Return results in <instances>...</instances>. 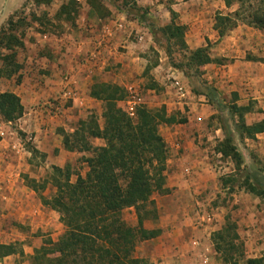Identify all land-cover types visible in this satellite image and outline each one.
<instances>
[{
	"label": "crops",
	"instance_id": "obj_1",
	"mask_svg": "<svg viewBox=\"0 0 264 264\" xmlns=\"http://www.w3.org/2000/svg\"><path fill=\"white\" fill-rule=\"evenodd\" d=\"M24 1L27 0H21ZM7 3L5 8L8 12L17 10L15 0ZM198 3L195 0H174L171 3V8L182 18L184 15L191 18L192 30L199 22L203 12L201 8H204ZM35 4L45 3L37 0ZM50 5L53 6L54 19H60L57 21L60 33L45 34L42 21L35 19L38 22L36 26L42 29H34L32 35L23 41L16 55V72L8 78L0 77V94L11 92L19 98L23 114L15 124L19 132L31 141L30 146L46 155V162L54 169L65 162L62 155L66 151L60 143V131L74 132L88 115L100 114L102 118L101 102L90 96L97 79L103 82L114 79L120 85L129 86L128 81L142 71L141 54L151 47V43L143 32L146 30L141 29L137 22L128 25L116 20L112 25H105L102 20L111 13L107 4L98 6L92 0H50L45 4L47 7ZM76 7L81 17L70 19V14L76 13ZM247 30L253 29L249 27ZM241 31H238L240 35L234 31L230 36L214 39L219 49L215 56L233 60L219 65L221 74L215 81V87L222 94L221 98L225 93L235 92L238 96L236 103L248 105L251 101L264 112V62L257 59L263 54L262 45L252 37L256 32L244 35ZM246 55L250 57L246 58ZM67 79L72 83L68 88ZM133 86L127 88L132 90ZM67 90L70 94L66 97ZM172 99L173 105L186 106L188 122L183 126L189 124L191 129H185L181 135L172 133L165 142L169 143L172 152L167 160L168 170L164 173V187L169 194L164 196V204H157L161 212L158 225L163 235L151 240L156 246L153 256L159 258V264H223L220 253L212 247V237L222 225L220 207L210 206L207 200L214 191L218 193L225 189L220 178L234 175V161L220 160V154L213 150V159L223 164L218 168L215 163H210L208 149L198 145L199 141L196 143L195 132L202 134L200 127L194 129L203 121L199 112L210 107L205 97L183 88V92ZM118 104L124 109L125 101ZM12 123L0 118V131L4 132L0 139V207L8 210L5 218L21 217L28 221L27 224L47 230L54 224L56 215L36 200L33 190L18 188L19 183L16 182L24 157L15 155L10 146L26 150L19 135L15 134L16 139L9 141L4 127L8 128ZM249 147L264 156V133L257 135ZM3 148L7 152H1ZM26 155L31 156L32 153L27 150ZM259 174L260 185L264 186V172L259 171ZM235 187L230 186L227 190L232 192L233 189L231 208L237 213L234 222L244 244L245 259L239 264H246L244 261L247 259L264 256V195L257 197ZM38 243L33 246L38 247ZM16 257H3L0 264H20L19 261L16 263Z\"/></svg>",
	"mask_w": 264,
	"mask_h": 264
},
{
	"label": "trees",
	"instance_id": "obj_2",
	"mask_svg": "<svg viewBox=\"0 0 264 264\" xmlns=\"http://www.w3.org/2000/svg\"><path fill=\"white\" fill-rule=\"evenodd\" d=\"M221 1L226 8L234 4L238 7L227 16L218 14L219 37L225 35L226 29L231 31L236 28L238 23L264 33V0ZM222 26L226 29H222ZM156 30L167 43L165 51L171 62L172 48L187 53L185 60L175 65L177 69L197 70L198 67L214 62L207 48L189 49L185 40V26L169 24ZM21 46V42L16 44L17 48ZM6 48L11 50V56L3 59L7 66L4 76L10 77L18 66L12 61V56L16 54L12 51V44ZM225 61L217 60L215 63L223 65ZM199 94L205 97L209 105L225 108L231 122L229 130L222 128L223 139L215 149L217 153L231 157L234 161L235 173L223 180V185L239 184L238 187L245 192L262 197V181L254 175L244 174V168H240L242 161L232 145L235 139L240 142L245 139L256 140L257 135L264 133V119L247 124L245 115L252 112L251 103L239 106L235 99L226 106L217 89L210 85H205V90ZM90 96L102 104L103 124L98 127L91 120L93 123L89 129V138L101 139L104 144L94 147L86 160V181L76 175L72 183L67 173L63 175L64 180H58L62 173L57 170V176L53 179L56 191L51 201L45 204L58 212L65 231L58 241L47 240L35 249L32 264H153L137 257L136 247L137 242L149 241L162 233L158 225L157 206L152 199L154 193L165 191L167 146L158 127L161 124L186 123V120H175L172 115H167L164 107L150 109L145 105L135 108L134 117L130 116L118 106L120 101L127 98V90L118 85L95 84ZM22 114L23 107L16 95L11 92L0 94V116L5 122H14ZM81 125H85L84 122ZM77 132L78 128L72 133L75 146L69 142L70 135L63 139L66 150H85L84 147H78L80 138ZM34 182L31 180L33 185L28 186L31 190H43V187L36 188ZM129 209L134 211V225L123 218V212ZM214 240L218 241L214 248L220 253L223 264H238L245 259L243 247L237 248L234 243L239 240L234 224L226 223ZM12 254L15 252L8 246L0 245V259ZM245 263L264 264V256L247 259Z\"/></svg>",
	"mask_w": 264,
	"mask_h": 264
},
{
	"label": "rangeland",
	"instance_id": "obj_3",
	"mask_svg": "<svg viewBox=\"0 0 264 264\" xmlns=\"http://www.w3.org/2000/svg\"><path fill=\"white\" fill-rule=\"evenodd\" d=\"M35 1L37 3V0H27L26 2L24 1L25 3L21 2V0H15V2H17V6L14 5V7L17 10L11 13L10 11H7V8H3L5 6V2L7 7L8 0H0V75L2 76H4L5 67H7L6 61H4L3 59L5 56H11V50L7 49L6 47L8 45L10 47V45L12 44V51L16 52L15 56H12V61L15 65H17L16 55L20 47L17 48L16 44L21 42L23 45V41L27 40L29 35H32L34 29H42L38 27L39 25L36 26L38 22H36L35 19L38 18L42 21L41 24L44 26L45 34L50 33L52 35L55 32L60 33V26L57 22L60 21V19H54L53 6H45V4L48 2L47 0H44V5L37 6L35 4ZM173 1L174 0H92V2L96 3L98 6H102L105 4L110 6L111 13L109 14V17L105 18V20H102L105 25H112V22L116 20H122L124 21V23L127 22L128 25L130 23L137 22L141 26V29L146 30L143 32L146 34L148 43H151V47L148 50L146 49V51L141 54L142 61L140 62V68H142V71L138 76L132 77V79L128 81L129 86L134 85L131 91L127 88L129 86L126 87L124 85H120L114 79L109 80L107 82H103L104 80L97 79L98 81H96V84L109 83L118 85L127 90V98L124 101L129 99L131 93H135L138 97H140L141 103L140 105H137L136 108L143 105L150 109H159L161 107H164L167 115H172L177 121L185 119L187 123L188 110L186 106L184 108H181L179 105L177 106V104L173 105V101H171L173 100L172 97L179 93L177 90L178 87L174 84V80L178 83V86L185 88L186 90H190L195 95H200L199 93H202L205 90V85H210L216 89L215 81L219 79V75L221 74V72H219L218 70L219 64L215 63V61L226 60L225 64H227L229 61H233L229 58H218L215 56L216 53L219 52L217 45L218 42L214 43V39L219 36L217 16L218 14L222 16H227L228 14L235 12L237 10L238 5L234 4L233 6L226 8L223 2L219 0H195L200 2L201 4L198 3V5H203L204 8H201L203 9V12L200 15L199 22L196 25L198 27L195 26V28L192 30L190 28L191 18L188 17V15H184L185 18H182L181 14L176 13L173 8H171V3H173ZM73 11H75V8ZM78 13L79 9L76 7V13H71L70 19H79V17H81V12L79 13V15ZM169 24L185 26V40L189 49L194 50L200 47L207 48L208 54L210 58L214 60V62L198 67L197 70H195L194 68L188 71L186 69H177L175 65H178L179 63L183 62L185 60L184 56L187 53L178 52L175 48H172L171 62L165 51L167 43L165 42L161 34L156 30L158 27H162ZM237 27H239V29H242V31L240 32L241 34L247 33L248 35L249 32H256L252 37L257 42H261V49L263 52V54H261L260 57L257 59H259V61L261 60L264 62V33L254 28H252L254 31H249L247 30V28L249 27L241 23H238ZM236 28L232 29L231 31H228L226 27L222 26V29H226L225 35L228 36H230L231 32L234 31L239 34V29L236 30ZM208 36L210 38H208ZM133 38L134 37L131 36L132 40H134ZM240 51H242V49H240ZM238 55L239 52L235 54L236 57ZM249 57V55H246V58ZM255 59L256 58H254L253 60ZM8 62L9 60L7 61V64ZM147 68L149 69L146 70ZM172 73H174V76H171ZM226 90L229 91L227 87ZM226 90L225 92H227ZM235 95V92L225 93V96L221 98L223 104L228 106L230 102H234L235 99H238V96ZM248 103H251L253 110L252 112H249L245 115L246 123L252 124L254 122L263 120L264 116L261 114L264 112L259 107H257V105H255L256 103L253 104V102L251 101H248ZM207 104L209 105L208 102ZM236 104L239 106H245L247 103L243 104L241 102H237ZM118 106L121 107L119 104ZM209 106L210 107L204 108V110L199 112V114L202 116V123L198 126H194V129L196 130L200 127V130L202 132V134L199 135L195 132L196 143L198 144L199 141L198 145H202L203 148L208 149L207 153L210 156V163H215L219 168V166H222L223 164L221 163L219 165L218 162H216L215 158L213 159V150L216 149L217 143L219 142L220 138L223 139L222 128L229 130V128H231V122L227 114V110L225 108L224 110L211 105ZM121 108L123 109V107ZM124 109H126L125 105ZM84 118L86 119L85 121H83L85 125H81L80 127H78L77 133L80 138V142H78V147H84L85 150H66L63 145V139H65L67 135H70V144L73 146L76 145V142H74V136H72L73 132L60 131V143L63 149L66 151L62 155V159H64L65 162L61 167L54 169L51 164H48L46 162L45 154L36 151L32 146H30L31 141L25 138V134L19 132L15 121L10 124L8 128L4 127V129L7 131L8 136L10 137L9 141H11V138L13 140L16 139L15 134L19 135V137L23 140L22 146L24 150H26L22 151L19 146L13 148H11L10 146V150H12L15 155H22V157H24V159L21 160L24 162V165L21 166L20 176H18V180L16 181L17 183H19L18 188H29L28 186L31 187L33 185L31 183V180L35 181L34 183H36V188L43 187V190L35 192L36 200L39 201L42 205L44 204L43 206H45L50 211L52 210L56 215V219L54 218L55 222L52 227L48 228L47 230H44L40 227L36 228L35 224H27L28 221L25 222V220H23L21 217H18L17 219H15L14 216H9V218H5L4 216L6 215L8 210L2 208V206L0 207V245H6L15 252V254L12 255L17 256L16 263L19 261L20 264H32V258L35 249H38L47 240H51L53 242L58 241L59 238L64 234L65 228L59 220L58 212L51 209L50 206H47L45 204L46 201L48 203L49 201H51V197L56 191V188L54 186L55 180L53 179L57 176V170H59L62 175L57 178L58 180H64L65 176L63 175L64 173H67L72 183L76 180V175H80L86 181V173L88 170L86 160L90 157L91 150L94 147H99L104 144L101 139L89 138V129L93 123L91 122V120L94 121L93 125L95 124L99 127V125H102L103 123L101 115L93 114L92 116L88 115ZM1 120L3 119L1 118ZM186 123L174 125L161 124L158 127V132L163 138L164 142H166L171 138L170 135L172 133H175V135H181L180 133L185 131V129L190 130L191 125L188 124L186 126H183V124ZM179 129L182 131H179ZM13 130H16V132H13ZM251 142V140L247 139L242 142H240L238 139H235L232 146L236 149V152L238 153L242 161L240 168H244V174L247 173L250 175H254L258 177V179H260L259 171L264 172V156H262L258 152H255L253 148L249 147ZM11 145L13 144L11 143ZM166 146L168 160L169 157L172 155V152L169 143H166ZM27 150L32 153L31 156L26 155ZM32 150L35 152H33ZM3 151L7 152V149L3 148L1 152ZM215 153L220 154L216 151ZM219 156L220 160H223L224 162L228 159L231 160V157H224L221 154ZM247 158L249 162H247ZM167 160L165 163V171L168 170L166 166ZM226 177L227 176H223L220 178L222 180V183L224 182L223 180L227 179ZM223 186H225V189H222L218 193L214 191L210 199H208L207 201L210 203V206L220 207L219 213L222 218L221 229L226 223H232L235 225V233L239 237L237 233V225L234 222V219L237 218V213H235L234 209L231 208V194L233 193V189L232 192L229 189L227 190L228 187H238L239 184H227ZM235 188L234 192L236 191ZM167 194H169V190L165 188V191L154 193L152 195V199H154L156 206L157 204H164V196ZM210 206L208 205V207ZM160 214L161 212L159 213L158 211V216H160ZM123 218L130 225L135 224L134 211L132 209L125 210L123 212ZM221 229L218 231L219 233ZM218 232L215 233L212 238H216ZM162 235L163 230L160 236ZM151 240L145 242H137L136 256L139 258L146 259L153 264H159V258L153 256V254L155 253L156 246H153L155 245V242H151ZM37 242H39L38 247H34L33 245ZM217 242V240L213 239L212 247H214V244ZM234 243L237 248H241L242 246L244 249V244L240 237L239 240L234 241ZM29 251H31V253ZM242 261L243 260H240L238 264L242 263Z\"/></svg>",
	"mask_w": 264,
	"mask_h": 264
},
{
	"label": "built area",
	"instance_id": "obj_4",
	"mask_svg": "<svg viewBox=\"0 0 264 264\" xmlns=\"http://www.w3.org/2000/svg\"><path fill=\"white\" fill-rule=\"evenodd\" d=\"M119 26L121 27V25H119ZM66 82H67V88L72 85V83L68 79L66 80ZM174 82H175L174 83L175 86L178 87V89H177L178 92L179 93H182L183 92V88L180 87V86H178V83L175 80H174ZM129 90L131 91V89H129ZM65 94H66V97H67L70 94V92L67 90L65 92ZM140 103H141L140 97H138L135 93H131L130 96H129V99L125 101V108L126 109H124V110H126V112L130 116H133L136 106L137 105H140ZM3 136H4V132L3 131H0V139H2ZM219 158H220V156H219ZM218 164L220 165L221 162H218Z\"/></svg>",
	"mask_w": 264,
	"mask_h": 264
},
{
	"label": "water",
	"instance_id": "obj_5",
	"mask_svg": "<svg viewBox=\"0 0 264 264\" xmlns=\"http://www.w3.org/2000/svg\"><path fill=\"white\" fill-rule=\"evenodd\" d=\"M5 6H6V2H5ZM5 6L3 7L5 9Z\"/></svg>",
	"mask_w": 264,
	"mask_h": 264
}]
</instances>
